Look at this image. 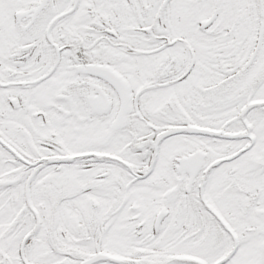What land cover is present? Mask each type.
<instances>
[{
  "label": "snow or ice",
  "instance_id": "snow-or-ice-1",
  "mask_svg": "<svg viewBox=\"0 0 264 264\" xmlns=\"http://www.w3.org/2000/svg\"><path fill=\"white\" fill-rule=\"evenodd\" d=\"M0 264H264V0H0Z\"/></svg>",
  "mask_w": 264,
  "mask_h": 264
}]
</instances>
